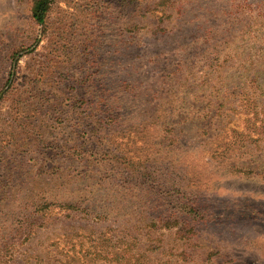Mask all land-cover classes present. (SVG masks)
Returning <instances> with one entry per match:
<instances>
[{"label":"rangeland","instance_id":"obj_1","mask_svg":"<svg viewBox=\"0 0 264 264\" xmlns=\"http://www.w3.org/2000/svg\"><path fill=\"white\" fill-rule=\"evenodd\" d=\"M0 0V264H264V0Z\"/></svg>","mask_w":264,"mask_h":264},{"label":"trees","instance_id":"obj_2","mask_svg":"<svg viewBox=\"0 0 264 264\" xmlns=\"http://www.w3.org/2000/svg\"><path fill=\"white\" fill-rule=\"evenodd\" d=\"M50 0H36L32 7V15L39 23H44Z\"/></svg>","mask_w":264,"mask_h":264}]
</instances>
